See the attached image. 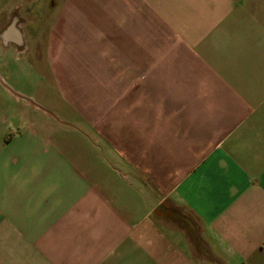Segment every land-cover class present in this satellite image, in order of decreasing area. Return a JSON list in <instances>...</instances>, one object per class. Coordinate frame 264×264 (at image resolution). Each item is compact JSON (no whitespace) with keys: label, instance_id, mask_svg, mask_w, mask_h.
<instances>
[{"label":"crops","instance_id":"obj_1","mask_svg":"<svg viewBox=\"0 0 264 264\" xmlns=\"http://www.w3.org/2000/svg\"><path fill=\"white\" fill-rule=\"evenodd\" d=\"M47 20L0 44V264H264V0Z\"/></svg>","mask_w":264,"mask_h":264},{"label":"rangeland","instance_id":"obj_2","mask_svg":"<svg viewBox=\"0 0 264 264\" xmlns=\"http://www.w3.org/2000/svg\"><path fill=\"white\" fill-rule=\"evenodd\" d=\"M62 2L63 0H0V44L4 43V33L7 32L14 37L11 42L13 44L34 45L36 42L31 34L36 36L39 32L43 36L39 45H45L50 23L47 19L59 13ZM23 55L19 56L25 59ZM32 55L40 61L38 67L47 73L45 65L42 64L46 60V54L34 52Z\"/></svg>","mask_w":264,"mask_h":264},{"label":"bare ground","instance_id":"obj_3","mask_svg":"<svg viewBox=\"0 0 264 264\" xmlns=\"http://www.w3.org/2000/svg\"><path fill=\"white\" fill-rule=\"evenodd\" d=\"M10 31V30H9Z\"/></svg>","mask_w":264,"mask_h":264}]
</instances>
